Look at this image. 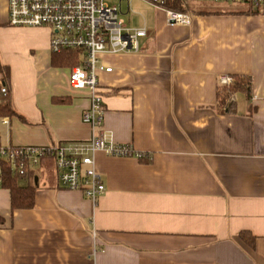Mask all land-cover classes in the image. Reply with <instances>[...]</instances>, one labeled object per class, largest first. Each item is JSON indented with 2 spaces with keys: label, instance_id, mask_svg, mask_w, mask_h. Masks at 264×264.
Instances as JSON below:
<instances>
[{
  "label": "crops",
  "instance_id": "0c3cea01",
  "mask_svg": "<svg viewBox=\"0 0 264 264\" xmlns=\"http://www.w3.org/2000/svg\"><path fill=\"white\" fill-rule=\"evenodd\" d=\"M117 5L146 36L137 53L100 56L112 69L98 73L102 134L144 157L96 152L106 192L95 203L62 189L50 158L32 167V208L11 212L0 187V264H264V14L192 2L191 23L172 26L147 0ZM2 33L21 42L19 54L0 45V60L22 118L0 115V147L87 142L88 100L68 86L73 66L59 65L50 31L9 28L0 0ZM235 76L251 93L221 110L220 79Z\"/></svg>",
  "mask_w": 264,
  "mask_h": 264
},
{
  "label": "built area",
  "instance_id": "2783aa9c",
  "mask_svg": "<svg viewBox=\"0 0 264 264\" xmlns=\"http://www.w3.org/2000/svg\"><path fill=\"white\" fill-rule=\"evenodd\" d=\"M7 24L14 28H46L50 31L49 48L53 54L77 51L79 61L67 77L68 86L84 92L88 106L82 121L91 135L85 143L52 147H0V165H10L22 174L27 167H36L41 160L52 159L62 189L80 192L95 203L106 188L95 170L94 154L104 152L111 157L136 156L129 146L117 145L102 134L104 103L98 73H110L100 61L102 55L137 53L139 41L146 36L145 28H130L122 17L120 7L108 0H6ZM130 1V0H118ZM164 11L168 25L188 26L189 13L164 7L166 0H147ZM244 3L262 7L264 0H211ZM231 78L222 77L220 84L228 85ZM7 87L0 80V101L7 96Z\"/></svg>",
  "mask_w": 264,
  "mask_h": 264
},
{
  "label": "trees",
  "instance_id": "16d2710c",
  "mask_svg": "<svg viewBox=\"0 0 264 264\" xmlns=\"http://www.w3.org/2000/svg\"><path fill=\"white\" fill-rule=\"evenodd\" d=\"M214 2L211 0H166L164 7L178 11L187 12L190 3L192 2ZM241 6L235 14H264L262 7L252 6L244 3H231ZM57 57L58 63L61 67H72L78 64L77 51H64ZM9 79L10 69L7 65L0 60V80L7 87V96L0 101V115L6 117H18L19 116L13 109H11L8 101L9 97ZM249 77L235 76L232 78V82L226 86L219 88L218 95V108L230 110L232 101V95L238 92L245 93L249 97L251 93V83ZM35 173L32 167H27L25 171L20 174L12 170L10 165H0V187L7 190L10 195V208L11 212L15 210H27L32 208L34 204L35 188H34ZM4 225V219L0 217V229ZM241 238L246 240L247 236L242 234ZM248 241V240H247Z\"/></svg>",
  "mask_w": 264,
  "mask_h": 264
},
{
  "label": "rangeland",
  "instance_id": "374dc122",
  "mask_svg": "<svg viewBox=\"0 0 264 264\" xmlns=\"http://www.w3.org/2000/svg\"><path fill=\"white\" fill-rule=\"evenodd\" d=\"M108 2L110 4H115V5L118 4V0H108ZM121 6H122V9H123L124 6H125V3H122ZM133 8H135V4L132 5V10H133ZM8 27L12 28L10 26H8ZM30 31L26 32V33H30V34H34L35 33V32H30ZM2 34H5V35H0V45L2 46V49L4 50V53L19 54L20 53L19 50L21 48V42H20V40H17L18 37L12 35V33H8V34L7 33H2ZM32 41H34L33 38L26 39L23 44L31 46L33 44Z\"/></svg>",
  "mask_w": 264,
  "mask_h": 264
}]
</instances>
